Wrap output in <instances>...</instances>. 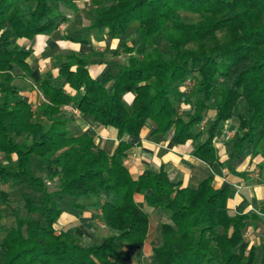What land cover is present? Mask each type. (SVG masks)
Listing matches in <instances>:
<instances>
[{
    "label": "trees",
    "instance_id": "trees-1",
    "mask_svg": "<svg viewBox=\"0 0 264 264\" xmlns=\"http://www.w3.org/2000/svg\"><path fill=\"white\" fill-rule=\"evenodd\" d=\"M62 1L0 0V185L28 188L21 208L0 189V205L13 216L0 235V264H126L116 243L141 254L149 229V215L136 194L169 216L160 225L161 241L152 246L149 264H264V243L256 261L257 246L243 233L249 220L264 215V201L256 210L233 213L229 184L215 188L208 176L196 187L182 186L163 167L135 177L118 160L132 145L126 137H138L151 120L153 133H169L179 144L191 140L199 157L218 162L215 141L235 115L238 131L231 142L237 155L250 146L264 156V0H90L88 28L97 38H117L137 23L133 35L140 50L123 41L120 49L66 51L56 74L41 72L27 61L31 48L17 40L66 22L67 14L52 6ZM178 12L199 18L187 21ZM157 34L166 51L153 45ZM121 52L127 57L116 72L90 74L91 57ZM16 78L38 87L44 100L35 109L18 96ZM126 93L133 94L129 106ZM183 104L192 109L185 117L178 111ZM64 106L113 127L119 142L107 152L94 132L76 133L72 115H61ZM33 158L43 161L44 178L34 175ZM46 180H54L56 190H48ZM54 195L101 200L97 216L109 234L84 245L79 229L74 235L59 229L62 210Z\"/></svg>",
    "mask_w": 264,
    "mask_h": 264
},
{
    "label": "crops",
    "instance_id": "crops-1",
    "mask_svg": "<svg viewBox=\"0 0 264 264\" xmlns=\"http://www.w3.org/2000/svg\"><path fill=\"white\" fill-rule=\"evenodd\" d=\"M69 15L67 14L68 17ZM82 29L79 27L77 30L67 33L64 27L61 29L57 27L44 33L43 36L38 34L31 40L18 39L17 43L31 48L32 53L27 61L32 68L37 67L41 72L50 71L56 74L57 66L50 65L54 61V57L51 55L54 52L55 55L57 52V55H61L66 51L87 54L91 51L85 50L91 44L90 36H93L98 45L102 46V48H95L100 51L107 46H104L107 39H116L107 35L97 38L96 33L83 36ZM78 38H82V40L78 41ZM105 66L104 60H95L91 62L88 69L93 77H100L105 73L103 71ZM22 98L28 100L33 107V93H28ZM132 98V93H126L123 97L129 105ZM72 123H74L73 128L76 133L94 132L95 142L107 152H110L119 142L116 130L111 126L101 127L78 115L73 117ZM231 124L236 127L232 130L237 132V120L235 124L233 119L230 120L228 125ZM154 127V122L148 120L138 137H126V140L130 141L132 145L123 155L118 156V160L127 166L133 176H138L146 169L156 172L160 167H163L171 181L180 182L182 186L189 187H196L201 180L211 176L215 188L229 184L228 203L233 213L256 210L263 203L264 177L260 175V168L257 165L261 162L264 163V156L252 152V147L249 149L250 152L238 156L232 142L220 136L215 142L219 161L210 163L194 152L195 143L191 140L183 144L175 143L171 140L169 133H153ZM4 186L9 185H2L3 188ZM135 201L149 215V229L141 247V254L150 256L152 246L161 241L160 225L169 221V218L157 214L160 210L148 206L142 194H136ZM85 203H90V205ZM100 203L101 200L97 203H93L91 200L83 203L71 202L72 208H68L69 212H61L57 227L71 235H74L75 230L79 229L81 234L78 240L81 244L102 242L109 234V230L101 220L98 221L97 212ZM123 248L125 249L124 246Z\"/></svg>",
    "mask_w": 264,
    "mask_h": 264
},
{
    "label": "rangeland",
    "instance_id": "rangeland-1",
    "mask_svg": "<svg viewBox=\"0 0 264 264\" xmlns=\"http://www.w3.org/2000/svg\"><path fill=\"white\" fill-rule=\"evenodd\" d=\"M67 1L68 0H63L62 2H60L58 4L52 3V6L54 8H57L62 13L70 14L67 21L62 23L63 26L59 25L58 28L61 29L64 27V30L68 33V32L77 30L80 27V28H83L82 29V35L83 36H89L90 34H94L95 30H90L88 28V25L91 21V16H92V6L90 4V0H70L71 3L75 4V6L77 8L76 12L73 11L71 4L70 3L68 4ZM178 15L187 21H196L199 18L197 14L189 13V12H178ZM136 26H137V23H132L129 26V28L126 30V32L124 34H122L121 36L117 37L114 40L107 39L106 44L104 46L107 45L106 47H112V48L120 49L123 41H128V43L134 44L135 52H138L140 50V47L137 46L136 39L134 38V35H133V31L136 28ZM43 35L44 34H42V36ZM89 38H90L89 41L91 44H90V46L85 48V50L102 48V46L98 45V43L96 42V40L93 36H90ZM152 41H153L154 46H157L160 49H162L163 51H166L165 41L162 38L161 34H157L156 36H154ZM57 53H56V55H55V52L53 54H51L54 57V61L50 64L51 66H54V67L57 66V64L59 63V61L62 58V54L57 55ZM45 55H46V53H45ZM126 57H127V53L121 52L117 56L106 54L103 58H100V59H98L96 57H91V61L104 60L106 63V66H105L103 71H105V72L109 71L110 73H114L118 70V67H117L118 64H124L125 63ZM13 83L19 90V92H18L19 97H25L26 94L33 93V99H34V101L32 102V104H33L32 108L33 109H35V107L44 100V98L41 95L38 87L33 85L32 82L28 78H16L13 81ZM185 84L189 85L191 83L187 81V82H185ZM125 103L127 106H129V103L127 101ZM241 105L244 106V101L242 99H241V103L240 102L238 103L235 112L238 113L240 111ZM178 111H179L181 116L185 117L187 113L192 111L191 105L183 104V105H181V107L179 108ZM77 114L79 116V113H77V112L75 113V110L69 106L62 107L61 115L63 117L68 116V115H72V118H73ZM234 117H236V115ZM234 117L232 119H233V123L235 124L236 118H234ZM39 120L45 121V119H43V118H40ZM209 122H210V119H208L205 124H208ZM72 124H74V123H72ZM228 124H229V121L226 122V124H225L226 127H224L220 136L226 140L232 141V139L234 138L235 133H236L232 129H234L236 127L233 124H231L230 126ZM220 136H219V138H220ZM249 149H250V146H249ZM248 152H250V151H248ZM257 166L260 168V175L264 177V168H263L264 163L261 162ZM30 167H31L32 171L34 172V175L41 176L44 178V174H45L44 163H43V161H41V159L33 158L31 161ZM46 186H47L48 190H50V191L56 190V182L54 180L53 181L46 180ZM0 189L5 190V191H9L10 192L9 202L13 206L16 205V206H19L21 208V205L23 203L22 198H21V194L23 192L28 191V188L26 185L23 184V185H20L16 188L15 187L12 188L10 186H4V188H3L2 185H0ZM92 198L93 197L81 196V197H78L77 199H74L72 197H68L65 195H61V196L60 195H54L53 196V199L56 201L58 207L62 211H65V212H69V210L72 208L71 202H74V201H76L78 203H83V202H87V201L89 202L90 199H92ZM85 204L90 205V203H85ZM68 208H70V209H68ZM20 210H21L20 214L23 215L24 211L22 209H20ZM156 210H158V209H156ZM157 214H159L160 216L164 215L167 218H169L168 212L166 213V212H162V211L160 212L159 211ZM12 220H13V216L11 215V211H10L9 207H7L5 205H0V235H2L8 227H10ZM98 221H100V219H98ZM243 233H244L245 239L249 242V245L253 244V245L257 246L256 261H258L260 258V254H261V246L264 243V215H260V217L257 220H249L247 222L246 227L243 230ZM116 247H117V251L119 253V256L121 258H126L125 259V260H127V261H125L126 264H149L150 256H143L142 254H137L134 251H125V249L123 248V246L121 244H119V242L116 243ZM122 263H124V262H122Z\"/></svg>",
    "mask_w": 264,
    "mask_h": 264
},
{
    "label": "built area",
    "instance_id": "built-area-1",
    "mask_svg": "<svg viewBox=\"0 0 264 264\" xmlns=\"http://www.w3.org/2000/svg\"><path fill=\"white\" fill-rule=\"evenodd\" d=\"M75 110V109H74ZM75 113H76V110H75ZM78 115V114H77ZM236 187H239V186H236Z\"/></svg>",
    "mask_w": 264,
    "mask_h": 264
}]
</instances>
